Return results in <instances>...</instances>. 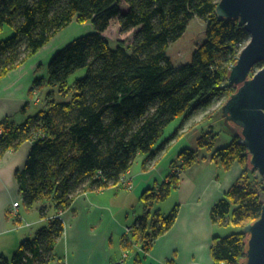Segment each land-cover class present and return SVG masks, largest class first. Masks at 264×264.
I'll return each mask as SVG.
<instances>
[{
    "label": "trees",
    "instance_id": "1",
    "mask_svg": "<svg viewBox=\"0 0 264 264\" xmlns=\"http://www.w3.org/2000/svg\"><path fill=\"white\" fill-rule=\"evenodd\" d=\"M122 2L129 5L125 12ZM219 2L0 0V33L6 25L14 31L0 39V81L73 21H91L96 27L95 32L74 38L49 61L47 84L59 86L62 96L71 93V100L57 101L49 92V108L20 124L12 117L0 121V161L24 141L34 142L26 166L15 176L24 208H38L48 218L35 236L20 242L12 256L2 255L0 264H52L55 247L66 230L61 214L72 208L80 192L122 183L137 156L146 154L144 164L153 161L178 138L181 127L158 144L167 124L179 116L186 120L194 111L239 89L228 76L251 33L238 18L220 16ZM195 15L207 21V39L198 44L191 62L174 66L167 55L169 45L183 36ZM117 16L123 31H139L131 43L120 39L112 47L104 32ZM80 68L86 69V75L71 84V76ZM32 86L30 98L42 91L44 78H36ZM218 136L213 130L204 132L199 148L211 151V159L225 169L238 161L244 171L212 208V220L239 224L241 229L225 237L216 234L211 254L215 264H241L249 238L244 227L262 213L264 181L258 187L253 184L255 169L243 135L235 134L223 147L217 145ZM199 152L183 149L178 157L180 170L169 174L158 188L142 192L145 211L125 238L126 248L140 243L144 252H150L160 235L171 229L180 205L167 214L153 205L167 200L180 186L182 172L199 160Z\"/></svg>",
    "mask_w": 264,
    "mask_h": 264
},
{
    "label": "crops",
    "instance_id": "2",
    "mask_svg": "<svg viewBox=\"0 0 264 264\" xmlns=\"http://www.w3.org/2000/svg\"><path fill=\"white\" fill-rule=\"evenodd\" d=\"M40 54L9 71L0 81V121L12 117L20 124L38 112L32 108L29 91L45 64L42 57L39 58ZM226 126L233 137L240 134L236 126H230L228 122ZM33 143L32 140L24 141L19 149L6 152L0 161V257L13 255L20 242L32 235L28 231L32 225L25 226L20 187L15 175L26 166ZM228 143L229 139L224 138L219 139L217 145L223 147ZM211 154L203 149L201 159L182 172L180 186L167 200L154 203L153 209L162 212L163 204L169 205L171 200L172 207L180 205V209L171 229L160 235L150 252H144L140 243H134L131 249L126 248L125 238L133 232V225L145 211L142 192L147 188H158L179 165L180 160L158 167L159 158L165 154L157 157L152 167L147 166L148 162L144 164L145 155L138 156H142V162L135 161L126 174L134 182L131 189L120 183L78 194L72 208L61 214L66 230L55 247L58 262L116 264L118 260H124L123 264H167L168 261H173V264H215L211 248L216 236V223H213L211 210L240 178L243 166L235 161L231 168L225 169L210 161ZM17 201L20 205L15 213L12 206ZM26 210L31 214L39 211L38 208ZM38 221L46 223L47 218L40 216ZM128 228H131L130 232Z\"/></svg>",
    "mask_w": 264,
    "mask_h": 264
},
{
    "label": "rangeland",
    "instance_id": "3",
    "mask_svg": "<svg viewBox=\"0 0 264 264\" xmlns=\"http://www.w3.org/2000/svg\"><path fill=\"white\" fill-rule=\"evenodd\" d=\"M121 7H122V12H125L128 10L129 5L122 2ZM207 24L208 23L204 18L198 15H195V17L191 19L190 25L186 29L183 36L177 40H174V42H172L169 45V48L167 50V55L172 59L174 66L178 67L181 64H186L187 62L192 61L193 53L196 50L198 44L204 42L207 39V35H208L207 34ZM95 30H96V27H94L91 21L80 23L75 20L73 21L72 24L64 28L62 32L56 35L51 40V42L48 43L43 48L42 51L40 49L39 52H41V54L39 58L42 57L45 64L41 66L39 77L44 78L45 86L42 89V91H39V90L35 91V96L34 98H32V108L36 109L37 111L43 110V108L44 109L49 108L48 107L49 99L47 96L49 92L52 93V96H54L57 101L71 100L72 98L71 93L67 96H62V94L59 91L60 90L59 86H56V85L51 86L47 84L49 61L60 49H62L65 45L73 41L74 38L84 36V34L95 32ZM138 31H139V28H133L129 31H123L122 26H120L119 17L117 16V18H114L111 21L109 28L107 29V31L104 32V36L106 38H109L111 40L112 47H115L117 44V41L120 39L126 40L128 44L131 43L134 40L135 38L134 36ZM13 33H14L13 28L11 26L6 25L3 32L0 33V39H7V37L11 36ZM245 45L242 47V49L245 47ZM257 69H260V67L258 66ZM85 75H86L85 68H80L76 70L75 74H73L70 78L71 84L75 82L76 78L83 77ZM228 98L221 97V99H216V101L212 105H210V107L199 109L197 115L188 119V121L186 122L183 119V116L182 117L179 116L177 117L176 120L167 124L164 130V133L162 134V137L158 141V144H161L164 140L167 139V137H169L171 134L176 132L178 127H181V128L179 129V132H178V138L174 139L172 142H170L167 145V148H166L168 149L166 150L167 152L163 150L158 154L157 156L158 158L161 155L165 154L163 157L159 158L160 160L158 163V167H163L165 164H169L170 162L179 161V158H178L179 153L185 148H192L196 150L199 149L200 152L198 154V157L199 159H201L200 158L201 151L207 148L200 149L198 146V140L204 132L210 131L212 128H213V131L219 135L218 136L219 139L227 138L229 139V142H230V140L233 139V133H231L228 126H226L227 122H228V125L230 126H233V125L236 126L239 133L242 135L241 133L242 128L238 126L235 122H231L227 120V118L225 117L224 111L222 110L223 105L226 103ZM141 155L146 156V154H141ZM141 157L139 158L137 156L136 163H139L140 161L142 162ZM211 157H210V161L213 162V159H211ZM154 162H156V159L153 161L152 160L149 161L147 163V166H150V167L154 166ZM174 169L175 171L180 170V165L175 166ZM243 171H244V168H243ZM127 179H128V182L132 184V186L128 185L127 182H124L122 184L123 185L125 184L124 186L128 189L133 188L134 182H132L131 178H127ZM252 181L255 187H258V185L264 181V176L260 173L258 169L255 170V172L253 173ZM261 196L264 199V192H261ZM171 202L172 200L169 202V205L163 204L162 209L164 213L166 214L169 213L170 210L174 207V206L172 207ZM15 203L16 202H14L12 209L13 211H15V213H17L19 210L18 209L19 206H15ZM22 208H24V206ZM39 212L40 211L37 210L36 212H33L31 214L30 211L28 212L25 208L23 209V216L25 217L24 219L25 226L26 225L29 226V224L32 225L28 228V231L30 230L32 232V235L30 237L35 236L37 229L45 224V221H41V222L38 221V219L41 216V213ZM28 220L31 221L32 223L28 222ZM20 223H22V221ZM240 229H241V226L239 224L236 225L235 223H226V224L216 223V234L224 236V237L229 234L238 232V230ZM52 264H62V262L59 263L58 260L55 259L54 262H52Z\"/></svg>",
    "mask_w": 264,
    "mask_h": 264
},
{
    "label": "water",
    "instance_id": "4",
    "mask_svg": "<svg viewBox=\"0 0 264 264\" xmlns=\"http://www.w3.org/2000/svg\"><path fill=\"white\" fill-rule=\"evenodd\" d=\"M217 11L238 18L251 33L229 74L238 86L223 105L225 117L242 128L251 165L264 176V0H220ZM264 186V185H263ZM249 234L246 258L241 264H264V204L260 217L244 228Z\"/></svg>",
    "mask_w": 264,
    "mask_h": 264
},
{
    "label": "built area",
    "instance_id": "5",
    "mask_svg": "<svg viewBox=\"0 0 264 264\" xmlns=\"http://www.w3.org/2000/svg\"><path fill=\"white\" fill-rule=\"evenodd\" d=\"M2 134H3V130H2V128L0 127V136H1ZM121 182H122V183L127 182L128 185H131V186H132V184H131L130 182H128V179H127L126 175L122 178ZM19 205H20L19 202H16V203H15V206H19ZM29 225H30V224H29ZM130 231H131V228H128V232H130ZM123 262H124V260H118L116 264H123Z\"/></svg>",
    "mask_w": 264,
    "mask_h": 264
}]
</instances>
